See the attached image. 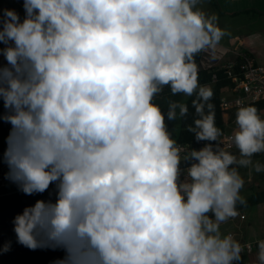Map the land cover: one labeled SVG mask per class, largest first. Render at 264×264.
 <instances>
[{
	"label": "clouds",
	"instance_id": "obj_1",
	"mask_svg": "<svg viewBox=\"0 0 264 264\" xmlns=\"http://www.w3.org/2000/svg\"><path fill=\"white\" fill-rule=\"evenodd\" d=\"M204 0H22L0 9V153L23 194L49 193L13 219L16 242L61 251L53 264H240L221 225L246 205L239 168L264 173V118L237 100L218 143L213 89L196 57L226 32ZM203 146L185 152L168 122L189 114ZM182 153H184L182 155ZM0 245V255L11 250ZM250 249L251 245H247ZM264 264V239L257 241Z\"/></svg>",
	"mask_w": 264,
	"mask_h": 264
},
{
	"label": "trees",
	"instance_id": "obj_2",
	"mask_svg": "<svg viewBox=\"0 0 264 264\" xmlns=\"http://www.w3.org/2000/svg\"><path fill=\"white\" fill-rule=\"evenodd\" d=\"M212 5L214 9H217L215 0H204ZM253 14H262L260 11H249ZM247 54V53H246ZM248 55V54H247ZM201 58V53L196 57V62L198 63ZM239 60V57H232L230 59ZM223 63V62H222ZM222 63L212 65L205 69H199V80L202 85H208L213 89L214 96L210 101L215 105V115H216V125L222 131H225V126L229 121L235 120L234 111L222 110L219 107V97L221 92L225 87L228 86L229 80L226 78L224 70L218 67ZM214 76V78H213ZM194 97H183V96H171L170 90L165 88L164 92L156 97L155 102L161 106V108L166 112L167 103L170 99L182 100L189 105V114L183 119H178L176 121L168 122L169 130L173 134V138L176 139L178 144H192L195 143L194 133L187 130L189 125L193 124L195 118V110L191 105V100ZM258 110L264 107V101H259L253 104ZM3 111L2 106H0V112ZM9 125L0 122V138H6L9 132ZM1 140V139H0ZM1 143V141H0ZM264 153L259 156H254V158L262 157ZM49 193L36 194L28 196L23 194L21 191L12 192L8 194L0 193V245H3L11 241V250L2 255L0 258V264H53V261L62 257L63 253L59 250L52 251L48 249H37L35 251L29 250L16 242V236L13 231V219L14 217L21 213L24 207L34 204L37 199H47ZM246 205H237L238 212L244 211L254 206L264 205V189L259 190L256 187L252 192H250L246 197ZM261 240V239H260ZM259 241V240H258ZM254 252L257 253V241L254 242L253 248L248 253H242V262L245 260L247 254Z\"/></svg>",
	"mask_w": 264,
	"mask_h": 264
},
{
	"label": "crops",
	"instance_id": "obj_3",
	"mask_svg": "<svg viewBox=\"0 0 264 264\" xmlns=\"http://www.w3.org/2000/svg\"><path fill=\"white\" fill-rule=\"evenodd\" d=\"M215 4L217 6L216 12H218V14L220 15H228L233 17L242 14L249 15V14H253V12H249L253 10V11H260L262 13L259 15L257 14H253V15H257V17H261V16L264 17V0H215ZM202 7L206 11L208 10V8L205 5H203ZM248 34L249 33L245 34L246 37H248ZM230 45H232L231 50L225 49V46L220 43L215 47V49H211L201 53L200 60L203 58V61L202 64L200 63V61L197 63L199 69H205L212 65L225 62L226 60L234 57V52L235 53L244 52L251 57L248 50L246 48L245 49L243 48L246 47V42H244V39H242V37L232 36L230 38ZM228 52H230V56L225 57V55ZM251 59L256 64H264L254 61L252 57ZM235 128L236 125L232 128V131H234ZM4 146H5L4 144L0 143V153H2ZM262 158H264V156H262ZM258 178L264 179V173H256L255 176H251L250 178H247L246 181L249 182L252 186L258 187V183H257V181L259 180ZM9 187L10 185H5L1 189V192L3 194H8L19 191L17 186H13L11 188ZM232 222H233V227L236 230L227 232V234L228 233L233 234V236L242 245L245 243H254L260 239H264V205L251 207L250 211L246 215L242 212H239V215L236 218H233ZM252 260L253 259H250V264H252ZM242 264H247V263L243 261Z\"/></svg>",
	"mask_w": 264,
	"mask_h": 264
},
{
	"label": "rangeland",
	"instance_id": "obj_4",
	"mask_svg": "<svg viewBox=\"0 0 264 264\" xmlns=\"http://www.w3.org/2000/svg\"><path fill=\"white\" fill-rule=\"evenodd\" d=\"M203 5H205L208 8L207 11L203 9L202 7ZM200 6L208 14L210 15L215 14L218 16L219 26L226 32V35L220 41V43L225 46V49H230V50L232 49V45H230V38L232 36L242 37V39H244V42H246V47L243 48L244 49L246 48L248 50L254 61L258 63H264V17L262 16L257 17V15H253V14H249V15L242 14L234 17L228 15H220L218 14V12H216L217 9H214L212 5L208 2H203ZM5 8L16 10L20 14L21 18H23L24 16L22 0H0V9H5ZM247 33H249L248 37H246L245 35ZM229 56H230V52H228L225 55V57H229ZM202 61L203 58L200 60L201 64ZM234 126H235V120L229 121V123H227V125L225 126V131L227 133L232 132V128ZM0 139H1L0 140L1 144H4L5 138H0ZM257 161H259L260 163H264V158L262 157L254 158L253 164H255ZM239 171L245 181L244 187L241 190V195L243 197H246L254 189L256 190V187L252 186L249 182L246 181V179L250 178L251 176H255L257 172H255L254 167L252 166H249L247 168H239ZM257 183L259 190L264 189V179H259ZM6 185H10L9 188L16 186L15 184L11 183L9 180ZM250 209L251 208L241 212L246 215L250 211ZM235 230L236 229L233 227L232 219H229L227 222L221 225V232L224 234H227V232H231ZM0 258H2V255H0ZM250 259H253L252 264H257L256 254L254 252H252L251 254H247V257L244 260V262L250 264Z\"/></svg>",
	"mask_w": 264,
	"mask_h": 264
},
{
	"label": "built area",
	"instance_id": "obj_5",
	"mask_svg": "<svg viewBox=\"0 0 264 264\" xmlns=\"http://www.w3.org/2000/svg\"><path fill=\"white\" fill-rule=\"evenodd\" d=\"M234 57H239V60L228 59L218 68L224 70L226 78L229 80L228 86L224 88L219 97V107L222 110L234 111L237 109L236 101L243 100L245 104H253L259 101H264V64H256L251 57L244 52H234ZM214 78V76H213ZM259 114L264 117V107L259 109ZM230 133L224 132L218 143L221 147L238 155L234 146L230 147ZM204 142H195L190 144H179L184 148V151H190L191 148H200ZM184 153H182L183 155ZM257 154L255 156H259ZM8 169L4 165H0V193L1 189L8 183L5 174ZM242 217V216H241ZM251 245L249 249L247 245ZM254 243H245L243 253H248L252 250Z\"/></svg>",
	"mask_w": 264,
	"mask_h": 264
}]
</instances>
